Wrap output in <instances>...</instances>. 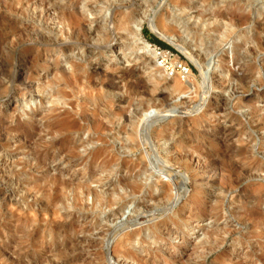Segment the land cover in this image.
<instances>
[{
  "label": "rangeland",
  "instance_id": "374dc122",
  "mask_svg": "<svg viewBox=\"0 0 264 264\" xmlns=\"http://www.w3.org/2000/svg\"><path fill=\"white\" fill-rule=\"evenodd\" d=\"M0 264H264V0H0Z\"/></svg>",
  "mask_w": 264,
  "mask_h": 264
},
{
  "label": "bare ground",
  "instance_id": "6f19581e",
  "mask_svg": "<svg viewBox=\"0 0 264 264\" xmlns=\"http://www.w3.org/2000/svg\"><path fill=\"white\" fill-rule=\"evenodd\" d=\"M102 1H104V2H107V3H109V2H111L112 0H102ZM113 1H115V0H113ZM203 2V1H202ZM103 10V8H101L100 9V11H102ZM139 11V10H138ZM74 12H76V11H74ZM76 13H78V12H76ZM80 15V14H79ZM119 14H118V10H114V13H113V15H111V18H110V20H111V23H113L114 24V19L118 16ZM120 26H126V25H130L131 26V28H129L128 30H129V32L131 33V34H133V35H135L136 37H139V39H140V41H142V47L144 48V49H146V50H151L152 49V46L150 45V43L149 42H147V41H145V40H143L141 37H140V27H141V25H142V23L144 22V19L143 18H141V17H135V15H132V14H128V15H126V14H120ZM141 16V15H140ZM221 16H225L224 14L223 15H221ZM152 17V16H151ZM155 17H154V15H153V17L151 18V19H148V21L153 25L154 24V22L156 21L155 19H154ZM216 18V17H215ZM218 18V17H217ZM226 18V17H225ZM239 19L241 18V17H238ZM71 18H70V15H67V14H64L63 15V20L64 21H70L69 22V29L71 30V32H72V35H71V37H75V38H77V39H83L84 41H86V40H88V38L90 37V35H91V32H90V29H87L83 24H81L82 22H80V20L79 19H75V20H70ZM104 19H107L106 17H104ZM219 20H220V18H218ZM238 19V20H239ZM147 20V19H146ZM226 20V19H225ZM241 21L243 20H246V18L244 19V18H241L240 19ZM107 21V20H106ZM248 21V20H247ZM99 30H100V28H98ZM98 29L96 30L97 32H98ZM102 31V30H101ZM95 32V31H94ZM13 34V33H12ZM96 34V33H95ZM98 34V36H99V34L100 33H97ZM101 35H103V34H101ZM5 36V35H4ZM98 36L96 37V38H98ZM162 37V36H161ZM40 38V37H39ZM90 39V38H89ZM98 39H101V38H98ZM96 40V39H95ZM106 40V39H105ZM141 48V47H140ZM66 49V48H65ZM66 50H69L68 48L66 49ZM82 66V65H81ZM76 71V70H75ZM86 73V72H85ZM64 74L65 75H67V72L66 71H64ZM93 74V73H92ZM86 75V74H85ZM92 76V75H91ZM93 77V76H92ZM123 77H125L128 81H129V79L128 78H131V79H134L133 80V82H135V84L136 83H139V85H140V83H141V81H139V80H137V78L135 79V73H134V71L131 69V70H124L123 71V73H122V78ZM65 79V81H66V83L68 82V80L66 79V77L64 78ZM81 81V80H80ZM126 81V80H125ZM134 84V85H135ZM97 85V84H96ZM133 85V84H132ZM137 85V84H136ZM143 85H144V83H143ZM99 86V85H98ZM135 89V88H134ZM143 89V88H142ZM25 90V89H24ZM134 92V91H133ZM143 92V91H142ZM139 112V111H138ZM92 114V113H91ZM94 114V113H93ZM148 114H149V112L147 111V110H145L144 112H143V114H142V116L143 117H148ZM107 115V114H106ZM98 117V116H97ZM91 119V118H90ZM91 121H92V119H91ZM97 122V121H96ZM95 124H97V123H95ZM102 125V124H101ZM104 126H105V124H104ZM103 127V126H102ZM177 132V131H176ZM231 163V162H230ZM207 166V165H206ZM213 166V165H212ZM215 167V166H214ZM226 170V169H225ZM212 174V173H211ZM221 175V174H220ZM224 177V176H223ZM234 177V176H233ZM225 178V177H224ZM241 178V177H240ZM250 178V177H249ZM220 179V178H219ZM98 195V194H97ZM99 197V195L98 196H96V198H98ZM155 201V200H154ZM109 203H111V201L110 200H108L107 201V204H109ZM164 204V203H163ZM245 215H247V214H245ZM249 216V215H248ZM248 216H246V217H248ZM109 256H110V254H109ZM111 257V256H110ZM109 260V259H108ZM111 260V259H110ZM112 261V260H111ZM109 263H110V261H109ZM113 263V262H112Z\"/></svg>",
  "mask_w": 264,
  "mask_h": 264
},
{
  "label": "built area",
  "instance_id": "2783aa9c",
  "mask_svg": "<svg viewBox=\"0 0 264 264\" xmlns=\"http://www.w3.org/2000/svg\"><path fill=\"white\" fill-rule=\"evenodd\" d=\"M155 50H157V54L159 56H162L164 51H161V48L156 47ZM162 64H164V66L168 70L173 68V70H175L178 73V75L181 77V79L183 81L188 80L190 78L191 74H192L191 69L187 65H185L183 63H176L175 66H172V65L170 66V65H168V63H165L164 61H162Z\"/></svg>",
  "mask_w": 264,
  "mask_h": 264
},
{
  "label": "trees",
  "instance_id": "16d2710c",
  "mask_svg": "<svg viewBox=\"0 0 264 264\" xmlns=\"http://www.w3.org/2000/svg\"><path fill=\"white\" fill-rule=\"evenodd\" d=\"M153 42L155 43V44H158V47L159 48H170L168 45H166L164 42H162L161 40H159L158 38H156V37H153ZM171 50V49H170Z\"/></svg>",
  "mask_w": 264,
  "mask_h": 264
}]
</instances>
